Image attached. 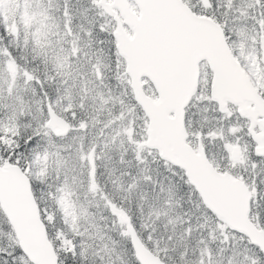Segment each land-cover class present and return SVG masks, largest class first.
Masks as SVG:
<instances>
[{"label":"snow or ice","instance_id":"6c2138e0","mask_svg":"<svg viewBox=\"0 0 264 264\" xmlns=\"http://www.w3.org/2000/svg\"><path fill=\"white\" fill-rule=\"evenodd\" d=\"M0 264H264V0H0Z\"/></svg>","mask_w":264,"mask_h":264}]
</instances>
